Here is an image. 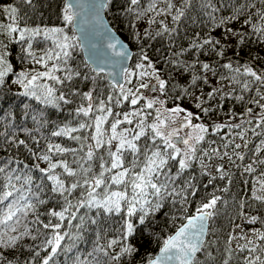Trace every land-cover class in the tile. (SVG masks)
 <instances>
[{"label": "snow or ice", "instance_id": "obj_1", "mask_svg": "<svg viewBox=\"0 0 264 264\" xmlns=\"http://www.w3.org/2000/svg\"><path fill=\"white\" fill-rule=\"evenodd\" d=\"M0 11V34L44 69L16 71L0 41V89L40 106L0 123V264H264V230L248 228L264 225L249 214L264 178L225 198V163L264 177V0H64V27ZM101 13L123 18L135 53ZM37 38L51 42L42 55Z\"/></svg>", "mask_w": 264, "mask_h": 264}, {"label": "trees", "instance_id": "obj_2", "mask_svg": "<svg viewBox=\"0 0 264 264\" xmlns=\"http://www.w3.org/2000/svg\"><path fill=\"white\" fill-rule=\"evenodd\" d=\"M34 3L36 5L35 9L30 8L27 5L20 4L19 0H0V9L12 5L17 6L19 8V24L23 26L24 24H27L30 27H35L36 25L41 26H48V27H64L63 20H62V13L61 9L63 8L64 0H34ZM105 18L112 27V29L115 31V33L126 43L129 44L130 50L135 53L137 50L135 43L131 40L129 36V31L126 26V24L122 23L121 21L123 18H121V21H117L114 16L111 13L105 14ZM9 21L6 18V14L0 11V23L7 24ZM67 30V29H66ZM199 30V29H197ZM39 40V44L36 45L34 42V51L37 55H42L45 48H48L51 44L50 41H44L42 38H37ZM0 41H3L4 43H8L9 46V60L10 63L13 64L16 71L20 70H31L35 68L38 71H43L44 69L40 67L39 65H33L31 61L27 59L22 60L23 53L21 52L22 47H26V45L23 44V42L20 43H9L8 39L5 38L4 35L0 34ZM155 47H161L160 44H156ZM252 49L253 55H255L256 52L261 51V46L253 43L249 46ZM245 53L248 51V49L244 50ZM264 54V53H262ZM74 56L76 57L77 63H79L83 57L81 55V51L79 49L76 50L74 53ZM243 60L246 62L248 60V56L244 55ZM135 63V56L132 57L129 63V67H131ZM86 90V89H85ZM22 91L18 86L11 85L10 87H5L3 89H0V123L6 122L9 119L8 114L12 113V122L17 123L20 119H22L23 116V104L29 103L32 104L35 107H40L36 105L35 101L29 100L26 97L18 95V93ZM231 105H228L230 107ZM237 112L242 111L239 105L236 106L235 109ZM47 115L50 118V122L53 123H59L65 119L67 116V108H65V111L61 113L60 111L52 108L46 109ZM220 119H223V114L221 113ZM28 125H31V121L29 120ZM3 127H0V131H3ZM62 143H71L69 141L61 140ZM237 142H240L237 140ZM259 142V138H253L252 142L249 145L248 154L246 157V161L244 163L251 162V160L254 158L252 153L255 150V144ZM238 164H240V161H237ZM226 167H229L231 172L235 173V176L233 178V184L230 189V194L226 195V199H229L231 204V197L235 196L237 198H240L242 196L246 197L250 195L249 189L251 188L252 182L256 178H264L260 177V169L257 167V172L253 173L252 175L244 174L241 175L243 165L241 164V168L238 170L237 168L228 165L225 163ZM247 181V183H245ZM223 183V182H221ZM258 187V186H257ZM250 204V215H260L264 216V205H261L259 202L249 200ZM238 209L230 207L228 209V215L233 217V219L236 221V223H240L241 221L239 219H236V213ZM223 226V233L221 235V241H223L224 237L227 235V230L230 228V225L228 224L227 217L220 219L218 221V226ZM248 228H261L264 230V225H261L259 222L255 225H249ZM240 243H244V241H240ZM157 245L155 242L151 243H145L144 246L141 248V253L145 252H155L157 251Z\"/></svg>", "mask_w": 264, "mask_h": 264}, {"label": "water", "instance_id": "obj_3", "mask_svg": "<svg viewBox=\"0 0 264 264\" xmlns=\"http://www.w3.org/2000/svg\"><path fill=\"white\" fill-rule=\"evenodd\" d=\"M83 2H84V4H85V8H87V5H88V3H90V0H83ZM101 15L104 17V22L105 23H108L107 22V20H106V18H105V15H104V13H101ZM114 31V30H113ZM115 32V31H114ZM117 38L118 39H120L122 42H124L118 35H117ZM131 51V50H130ZM132 52V51H131ZM81 55H82V57L84 58V53L81 51ZM131 60V59H130ZM130 60H128L127 61V64H128V66H129V63H130Z\"/></svg>", "mask_w": 264, "mask_h": 264}]
</instances>
